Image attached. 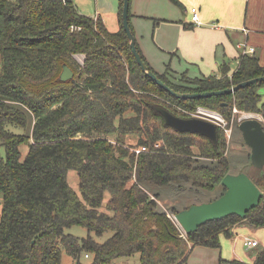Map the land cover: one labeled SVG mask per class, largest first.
<instances>
[{
    "label": "trees",
    "instance_id": "16d2710c",
    "mask_svg": "<svg viewBox=\"0 0 264 264\" xmlns=\"http://www.w3.org/2000/svg\"><path fill=\"white\" fill-rule=\"evenodd\" d=\"M122 6L119 0L120 27L110 31L72 0H0V264H60L62 251L73 264H110L135 253L140 264H186L194 246L220 249V237H230L236 224L264 227V169L251 177L263 192L258 206L243 218L212 220L186 236L150 198L146 183L180 180L211 189L228 167L220 127L215 143L179 133L164 125L156 107L184 118L198 105L225 118L233 107L264 117V82L220 96H171L137 64ZM130 16L129 10L131 28ZM137 49L180 92L220 90L264 76L258 58L242 54L231 74L223 62L220 75L182 73L177 83L168 68L154 71ZM77 54L84 55L82 63ZM63 64L74 81L60 80ZM132 134L135 147L144 148L138 153L125 146L124 137ZM198 158L211 164H198ZM69 170L77 173L79 194L67 181ZM75 225L88 235L66 233ZM106 232L111 234L103 242L93 237ZM82 253L90 262L80 261ZM254 254L252 262L231 263L264 264V246Z\"/></svg>",
    "mask_w": 264,
    "mask_h": 264
},
{
    "label": "rangeland",
    "instance_id": "374dc122",
    "mask_svg": "<svg viewBox=\"0 0 264 264\" xmlns=\"http://www.w3.org/2000/svg\"><path fill=\"white\" fill-rule=\"evenodd\" d=\"M73 1L77 5L80 13L91 17L95 16V10L97 8L98 1ZM247 2V0H242V3L239 4L240 9H242V16L245 11L249 13L251 10H254L253 17L255 27L264 28V13H260L259 11H257L258 8L255 6L251 9L252 3L248 5ZM134 3L135 0H131V12H133L134 10ZM256 5H258V2ZM105 20L107 21V25L109 24V26L112 27H115V25L118 23L117 15L115 14L107 15ZM220 20L225 19L221 18ZM215 22L216 21L211 24L217 25V23ZM226 22L230 23L226 24ZM226 22L221 21L222 29L224 31L231 30V35L235 34V39L231 38L229 43H226L227 45L217 44L216 46L214 45L212 47L203 49V51H201V56H203L204 58V63H199L188 59L186 56H182L180 52L178 53L177 51H174V53H166L156 46L155 38L156 35H158L156 34V32L159 29L158 18L151 17L150 15H146L145 17L140 18L130 17V25L135 39L139 43V45L143 46L142 51L145 60L152 63L154 66H162L164 70L167 67L176 70L177 73H173V75L175 76L174 80H176L177 83L179 81L178 78L182 73H185L187 74V76L191 77L203 75L208 76L210 74L219 75L221 74V64L223 63V61H225L229 66V73L231 74L236 68V58L238 54L243 53L244 46H247L248 44L254 45L256 49V56L259 57V60L264 63V37L250 39L249 41H247L246 36L242 31L243 19L235 18L233 14L229 15V17L226 19ZM223 25H226L228 27H223ZM223 34H225V32ZM247 42L248 44L246 45ZM154 52L156 53V55H154ZM78 55L79 54L75 55V57L77 58ZM82 59H84V57ZM78 61L80 63L83 62V60H81L80 58ZM261 95V102L264 103V91H261ZM187 114L190 116L189 113ZM245 114L249 113L240 111L238 109L236 112H234L232 109L230 117L226 118V129H220L225 141V157L228 162L227 174L236 175L240 173H246L251 178L256 177L258 169L254 168L251 164V148L245 143L242 131L239 129V123L242 121L243 115ZM252 114H255L256 117L260 118L264 126L263 115L258 113ZM136 137L137 136H135L134 134L124 137L125 146L134 147L131 148V151L137 149V147H135V144L137 142ZM155 145H159V143H156ZM20 149L22 154L25 155L27 152V146L22 145ZM194 151H196V149ZM197 161L198 164L202 165L211 164V161L206 158H198ZM67 181L69 185L79 194L78 176L76 171H68ZM145 185L147 186L145 188H147L150 198L155 200L158 209L164 211L178 227L179 225L174 218L175 213L193 204L211 202L224 193V188L221 182L216 184L211 189L195 187L190 182L180 180L172 181L163 186H157L149 183H146ZM107 200L108 195H106L105 203L107 202ZM66 233H70L79 238H85L88 235V231L85 227L77 225L68 228L66 230ZM110 234V232H106L101 236L94 235L93 237L96 241L103 242L110 236ZM246 237L250 239H257L259 241V245L256 248H247L243 244ZM220 243V249L205 246H195L188 257V260H190L191 262L197 261V263H201L200 260L203 259L204 261L201 264H232L231 261L233 260L252 262L255 259L254 251L264 246V227H253L249 223H245V226H240L230 237L221 236ZM79 259L82 263H87L90 262L91 256L89 255L88 258H85L84 253H82ZM117 260L121 264H140L138 253H135L128 257L119 258ZM210 260H214V262H211ZM60 264H73V258H71L70 255L67 254V252L62 251Z\"/></svg>",
    "mask_w": 264,
    "mask_h": 264
},
{
    "label": "water",
    "instance_id": "95a60500",
    "mask_svg": "<svg viewBox=\"0 0 264 264\" xmlns=\"http://www.w3.org/2000/svg\"><path fill=\"white\" fill-rule=\"evenodd\" d=\"M129 6L130 0H123L122 27L135 60L141 71L171 96L183 100L220 96L251 84L264 82V76H259L220 90L189 93L170 88L148 67L137 49L134 34L129 26ZM59 78L61 81H74V72L67 64H63ZM156 110L163 117L166 127L179 133L197 134L208 138L213 143L216 142L218 126L215 123L199 117H179L160 106L156 107ZM239 129L242 131L245 143L251 148L252 166L259 170L263 169L264 126L261 120L256 117H245L239 123ZM221 184L225 191L217 199L207 203L193 204L175 213L174 218L186 235L195 232L201 225L212 220L229 215H237L243 218L249 210L258 206L263 196V192L246 173L226 174L221 180Z\"/></svg>",
    "mask_w": 264,
    "mask_h": 264
},
{
    "label": "crops",
    "instance_id": "0c3cea01",
    "mask_svg": "<svg viewBox=\"0 0 264 264\" xmlns=\"http://www.w3.org/2000/svg\"><path fill=\"white\" fill-rule=\"evenodd\" d=\"M96 1H98V3H97V8L95 10L94 18L95 19L100 18L108 30L110 31L118 30L120 27L118 20L119 0H96ZM178 1L181 3V5L174 4L171 0H135L133 12H131L129 6V10L131 14L130 17L140 18V17H145L146 15L147 16L150 15L151 17L158 18L159 29L156 32V34H158L156 35L155 38L156 46L162 49L166 53L167 52L174 53V51H177L178 53L180 52L182 56H186L188 59H191L199 63H204V58L203 56H201V51H203V49H206L207 47H212L214 45L216 46L217 44H226V43L228 44L231 38L235 39V34L231 35V30L224 31L221 27L222 26L221 21L226 22V19L231 14H233L237 19L239 18L243 19L242 31L243 34L246 36L247 41H249L250 39H257L264 37V28L255 27L254 17H253L254 10L253 11L251 10L249 13L245 11L242 16V9H240L239 7V4L242 3V0H178ZM247 1H248L247 2L248 5L252 3L251 9L255 6L258 8L257 11H259L260 13H264V0H247ZM257 2L258 5H256ZM192 7H196L198 9L199 20L201 22L199 25H196L191 20L190 9ZM109 14L117 15L118 23L115 25V27L109 26V24L107 25L106 23L107 21L105 20V18ZM221 18H224L225 20H220ZM214 21H216L215 23H217V25L211 24L214 23ZM228 23L230 22H226V24ZM223 27H228V26L223 25ZM224 32L225 34H223ZM136 44L143 55V51H142L143 46L139 45L137 41ZM247 44L248 42L246 43V45ZM247 46L254 47V45L252 44H248ZM242 54L243 53L238 54L236 58L237 64H238V59ZM247 54L256 56L255 47H254V52ZM154 55H156L155 52ZM83 57H84L83 54H79L77 56V59L79 60L80 58L81 60H83L82 59ZM257 58L259 60V57ZM259 62L260 64L264 65V63L261 62L260 60ZM147 63L154 71H156L159 74L164 73L168 68L167 67L164 70L162 66L160 67L154 66L149 61ZM168 69L172 73H177L176 70H173L171 68ZM194 77H202V76H194ZM261 88L259 92L260 94L261 91H264V88L262 89ZM245 223L246 222L236 224L232 229V233H235L236 229H238L240 226H245ZM84 257L88 258L85 255ZM203 261H204L203 259L200 260L201 263ZM210 261L214 262V260H210ZM201 263H197V261L191 262L190 260H187L186 264H201Z\"/></svg>",
    "mask_w": 264,
    "mask_h": 264
},
{
    "label": "built area",
    "instance_id": "2783aa9c",
    "mask_svg": "<svg viewBox=\"0 0 264 264\" xmlns=\"http://www.w3.org/2000/svg\"><path fill=\"white\" fill-rule=\"evenodd\" d=\"M190 12H191L192 22L195 23L196 25H199L201 22L199 20L198 9L196 7H192L190 9ZM252 52H254V47L244 46L243 54L252 53ZM233 111L236 112L237 109L234 107ZM185 112L189 113L190 117L203 118V119H206L208 121L215 123L220 128L226 129V126H227L226 118L219 111L213 110L211 108H208V107H205L202 105H198L192 112H188V111H185ZM245 117H256V116H255V114L249 113V114L243 115V119ZM256 118H258V117H256ZM258 119H260V118H258ZM140 149H144V148H140ZM140 149H135V152L138 153L140 151ZM181 232L183 235L186 236V234L182 231V229H181ZM243 244L247 248H256L259 245V241L257 239H250V238L246 237L244 239ZM85 256L88 257V254H85ZM111 264H121V263L118 260H114V261H112Z\"/></svg>",
    "mask_w": 264,
    "mask_h": 264
}]
</instances>
